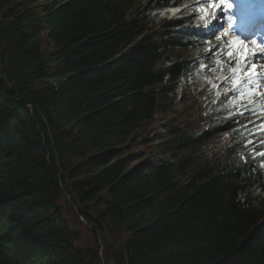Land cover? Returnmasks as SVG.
Segmentation results:
<instances>
[{
    "label": "trees",
    "instance_id": "16d2710c",
    "mask_svg": "<svg viewBox=\"0 0 264 264\" xmlns=\"http://www.w3.org/2000/svg\"><path fill=\"white\" fill-rule=\"evenodd\" d=\"M178 3L0 0V264H264V132L176 98Z\"/></svg>",
    "mask_w": 264,
    "mask_h": 264
},
{
    "label": "rangeland",
    "instance_id": "374dc122",
    "mask_svg": "<svg viewBox=\"0 0 264 264\" xmlns=\"http://www.w3.org/2000/svg\"><path fill=\"white\" fill-rule=\"evenodd\" d=\"M175 1L182 2L184 12L180 11L181 9L169 10L164 8L150 12L148 13L150 28L161 26L164 20H184V28L187 30L204 28L208 25L211 19V15L208 14L212 13V8L207 4V0ZM228 2L231 3L230 0H228ZM201 8L207 9L208 14L206 15L202 12ZM230 10L231 9H229V11ZM215 11L216 15L212 18H215L214 20H216L218 15L217 10ZM202 19L204 21H201L199 24V21ZM233 39L238 38L231 35L229 36L223 26L219 29L217 35L206 37V39H203L201 42L195 43V50L190 53L191 55L187 58L186 73L175 83L176 98L180 97L184 88H188L193 96L201 102L202 116L205 117L208 105L206 101H214L227 94H232L229 106L224 109V112H229L230 116L241 115V113L253 114L255 118L243 126V132H247L248 126H253L252 128L257 133L264 132V57L260 62L262 65L261 69H256L257 75L260 77L258 86L249 85L248 78L244 75L243 71L238 72L234 77L231 70L236 67V59L234 57L230 60L227 56V52L231 47L230 42ZM251 42L252 40L245 41L250 49L256 46ZM257 49L264 56V52H261V49L258 47ZM253 60L254 57L249 56L247 63L242 64V68L245 71H251ZM233 79L239 81L235 87L232 83ZM250 89L254 93L253 95L248 94ZM176 107V109L179 110L181 105L177 102ZM220 111L221 110H219V112ZM157 117L160 118L159 115H157ZM155 127H157V131H161L159 123H155ZM231 141L232 140H230L229 143H231ZM252 142L253 140H246L244 146H250ZM259 167L264 170L260 165ZM70 228L72 231L80 232L76 244L77 246H82L86 240L83 235L84 229L76 225H71Z\"/></svg>",
    "mask_w": 264,
    "mask_h": 264
},
{
    "label": "snow or ice",
    "instance_id": "6c2138e0",
    "mask_svg": "<svg viewBox=\"0 0 264 264\" xmlns=\"http://www.w3.org/2000/svg\"><path fill=\"white\" fill-rule=\"evenodd\" d=\"M207 3L210 8L216 9V10H219L222 4H226L228 9H231L233 7V5L228 2V0H207ZM201 11L204 12L206 15L208 14L207 9L201 8ZM212 15L215 16L216 13L214 12L212 13ZM227 22H228L229 28H231V25L234 22V18L232 16H228ZM251 43L256 45L258 48H260L261 52H264V46L257 44V41L255 39H253ZM230 45L231 47L229 48L227 52V56L230 60L233 59L234 57L236 59V67L231 70L233 72V76L235 77L238 72L243 71L244 75L247 76L248 78L249 85L258 86V81L260 77H258L257 75V71H256L257 65L255 63L251 64V71H245L242 68V64L247 63L248 57L249 56L255 57L257 53L251 51V49L242 39H233L230 42ZM237 52H238V55H237ZM232 83H233V86L235 87L239 83V81L236 79H233ZM248 94L253 95L254 93L250 89ZM241 115H243V113H241ZM257 155L262 158L260 166L264 168V152L258 151Z\"/></svg>",
    "mask_w": 264,
    "mask_h": 264
},
{
    "label": "bare ground",
    "instance_id": "6f19581e",
    "mask_svg": "<svg viewBox=\"0 0 264 264\" xmlns=\"http://www.w3.org/2000/svg\"><path fill=\"white\" fill-rule=\"evenodd\" d=\"M263 1H264V0H263ZM171 9H172V8H171ZM241 20L244 21V17H243V16H241ZM231 26L236 27V23H232ZM226 29H229V26L226 27ZM230 35H232V34H230ZM232 36H235V35H232ZM235 37L238 38L237 36H235ZM254 50H255V52L257 53V55L254 57V60L252 61V64L255 63V64L257 65V68L261 69L262 65L260 64V62H261V60H262V58H263L264 56H263L262 53H260V51H258V49H257L256 46H253V48L251 49V51H253V52H254ZM156 118H157V117H156Z\"/></svg>",
    "mask_w": 264,
    "mask_h": 264
},
{
    "label": "water",
    "instance_id": "95a60500",
    "mask_svg": "<svg viewBox=\"0 0 264 264\" xmlns=\"http://www.w3.org/2000/svg\"><path fill=\"white\" fill-rule=\"evenodd\" d=\"M27 109L31 110L29 106H27ZM64 221L67 222L66 219H64ZM69 235L72 237L73 241H76L79 238L80 232L71 230V231H69Z\"/></svg>",
    "mask_w": 264,
    "mask_h": 264
}]
</instances>
